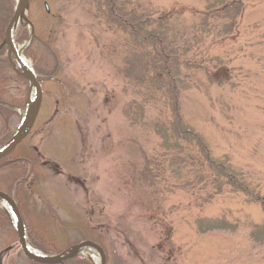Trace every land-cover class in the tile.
<instances>
[{
  "label": "rangeland",
  "instance_id": "374dc122",
  "mask_svg": "<svg viewBox=\"0 0 264 264\" xmlns=\"http://www.w3.org/2000/svg\"><path fill=\"white\" fill-rule=\"evenodd\" d=\"M122 1L153 20L174 12L169 35L199 67L183 68V117L214 157L227 159L264 195V0L247 4L237 35L224 43L205 38L194 24V10L204 0ZM99 5L95 0L30 2L27 17L39 37L33 53L49 69L47 48L61 49L67 66L61 78L74 84L77 94L60 104V88L52 82L43 86L31 134L12 154H38L24 194L29 219L41 225L52 208L72 225L108 232L129 264H264V247L249 239L251 224L264 220L261 207L229 186L214 194L217 175L209 169L171 165L158 131L170 121L164 96L139 77L149 58L135 54L141 50L108 22ZM7 74L4 98L22 104L9 124L15 134L31 89L12 68ZM210 75L226 85H214ZM3 129L0 117V133ZM7 172L0 173V191ZM199 217H226L238 230L202 235L195 226ZM57 233L59 244L67 235L77 239L72 228ZM9 234L0 232V264H27Z\"/></svg>",
  "mask_w": 264,
  "mask_h": 264
},
{
  "label": "trees",
  "instance_id": "16d2710c",
  "mask_svg": "<svg viewBox=\"0 0 264 264\" xmlns=\"http://www.w3.org/2000/svg\"><path fill=\"white\" fill-rule=\"evenodd\" d=\"M95 1H98L99 6L102 5L105 8L108 22L122 30L129 37L131 43L138 50H141L140 53L135 54L141 58L145 55L149 58L146 66L139 70V77L145 82L149 81L164 96L165 105L170 113V121L164 120V123L159 125L158 131L167 148L165 154L168 159L171 158V165L179 168L180 165L185 167L186 163H190L198 165L202 170L209 169L217 175L212 181V186L215 188L214 194H221L223 186H229L234 192L245 195L250 202L257 203L264 214V195L260 191L252 189L244 181L242 175L232 168L227 159L214 157L204 138L183 117L182 95L185 85L183 68L195 67L198 69L199 67L186 59L188 58L187 53L169 35V24L174 12L165 11L157 20H153L149 15L139 14L136 10H128L127 5L122 0ZM252 1L261 0L201 1V8L194 10V24L198 31L205 34V38H212V42L232 41L238 33L247 4ZM15 6L14 0H1L0 45L4 40L5 30L14 14ZM29 38V30L26 26L21 25L16 33L15 42L23 44ZM38 40V36L33 37L31 45L26 50V57L34 62V72L38 76L42 89L48 83L56 84L61 90L58 94L60 96L59 103L67 104L77 94V90L74 88V84L66 81L65 78H61V75L65 76V69L67 68L61 62V49L58 47L47 48L52 57V66L47 69L48 66L44 63V58H39L33 53V47ZM8 69L11 67L7 58V50L3 48L0 50V117L4 123V129L0 133V148L6 145L14 135L9 126L11 118L16 116L14 109L22 108V104L6 101L4 98L3 90L9 81ZM150 71L151 74H149ZM211 73L214 74V72ZM210 77H212L211 81L213 80L214 85H226V81L219 83L212 75ZM170 139L171 141H169ZM171 151H173L172 157ZM34 154L33 157L11 155L0 161V173L8 171L4 177L6 187L2 192L14 197L31 244L46 256H57L83 241H92L104 249L108 264H111V260L118 261L120 264H129L118 253L116 241L108 232H100L91 225L84 227L72 225L70 222L64 221L52 208H50L45 222L41 225L29 219L24 211L23 202L29 177L35 173L39 163L38 154ZM195 226L197 232L202 235L212 232L235 233L238 230V224L232 223L226 217H199L195 220ZM70 228L76 232L77 239L67 235L65 243L59 244L55 238L56 231L66 234ZM0 232L4 234L9 232L10 236L18 240L10 216L2 209H0ZM249 239L254 245L264 247V220L261 223L251 224ZM27 264L38 263L27 259ZM64 264L93 263L84 256H77Z\"/></svg>",
  "mask_w": 264,
  "mask_h": 264
},
{
  "label": "water",
  "instance_id": "95a60500",
  "mask_svg": "<svg viewBox=\"0 0 264 264\" xmlns=\"http://www.w3.org/2000/svg\"><path fill=\"white\" fill-rule=\"evenodd\" d=\"M46 7H48L46 5ZM30 8V0H17L16 1V8L14 14L5 30L4 40L0 45V50L3 48L7 49V58L9 64L16 75L24 79L28 82L30 89H35V95L33 98L30 99L25 115L21 118V123L13 135L12 139L0 148V161L10 157L16 149L20 146V144L29 136L36 119L38 117L42 101H43V89L40 81L38 80V76L35 74L34 71L26 70L20 63L19 57L17 53L13 50V42L11 32L17 24L19 26L21 24L29 25L31 30V35L29 40L22 44L24 45L23 54L26 57L25 51L30 46L33 37H34V27L30 20L27 17L28 10ZM48 9V8H47ZM18 27V25H17ZM18 29V28H17ZM18 45V44H17ZM0 200L4 201L9 205L12 211L13 218L12 224L15 228L19 247L29 261L38 263V264H64L66 261L76 258L77 256H86L82 254L84 249H94L97 251L100 264H107V257L105 254L104 249L94 243L92 241H83L77 245H74L70 249L66 250L65 252L61 253L57 256H46L41 251L36 249L27 236L26 227L24 220L22 218L21 212L18 208L16 201L14 200L13 196L8 195L5 192L0 191ZM7 212V211H6ZM8 213V212H7ZM10 215V213H8ZM26 241H29L33 249L36 253H31L26 245ZM88 257V256H86Z\"/></svg>",
  "mask_w": 264,
  "mask_h": 264
},
{
  "label": "bare ground",
  "instance_id": "6f19581e",
  "mask_svg": "<svg viewBox=\"0 0 264 264\" xmlns=\"http://www.w3.org/2000/svg\"><path fill=\"white\" fill-rule=\"evenodd\" d=\"M18 27H19V24H17ZM17 25L16 27H14L12 29V32H11V36H12V39L14 40L15 39V36H16V32H17ZM23 49H24V45H17L15 43V40L13 42V50L17 53L18 57H19V60H20V63L21 65L28 71H33L32 69V64L31 62L24 56L23 54ZM35 95V89H31V98H33ZM0 208L4 209L5 211H7L8 213H10V216L13 218V215H12V211H11V208L9 207V205L7 203H5L4 201L0 200ZM26 245L29 249V251L31 253H36V251L33 249V247L31 246L30 242L29 241H26ZM82 254L92 258L94 260V262L96 264H100V260H99V256H98V253L97 251H95L94 249H84L82 251Z\"/></svg>",
  "mask_w": 264,
  "mask_h": 264
}]
</instances>
